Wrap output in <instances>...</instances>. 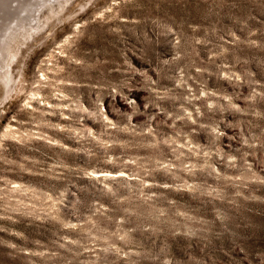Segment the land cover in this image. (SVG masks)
<instances>
[{"label": "rangeland", "instance_id": "obj_1", "mask_svg": "<svg viewBox=\"0 0 264 264\" xmlns=\"http://www.w3.org/2000/svg\"><path fill=\"white\" fill-rule=\"evenodd\" d=\"M46 4L0 83V264H264V0Z\"/></svg>", "mask_w": 264, "mask_h": 264}, {"label": "bare ground", "instance_id": "obj_2", "mask_svg": "<svg viewBox=\"0 0 264 264\" xmlns=\"http://www.w3.org/2000/svg\"><path fill=\"white\" fill-rule=\"evenodd\" d=\"M48 1L50 0H35L31 3L26 2L29 4H27L28 6L24 7V14L20 16V18H16V16L14 19H11L13 22L10 24V27H5L6 30L2 33V35L0 34V83L5 86L6 92H9V90L12 88L11 83L13 79L10 75V65L8 63L15 55V53L12 51L13 46L11 48L9 47L10 40L13 38L20 39L21 36L26 38L31 33V31H33L31 28H35L36 30L40 23L38 18L39 12L41 9H43V6L47 5L46 3Z\"/></svg>", "mask_w": 264, "mask_h": 264}]
</instances>
